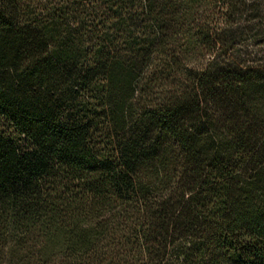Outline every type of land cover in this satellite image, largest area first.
<instances>
[{"label": "trees", "instance_id": "1", "mask_svg": "<svg viewBox=\"0 0 264 264\" xmlns=\"http://www.w3.org/2000/svg\"><path fill=\"white\" fill-rule=\"evenodd\" d=\"M0 264H264V0H0Z\"/></svg>", "mask_w": 264, "mask_h": 264}]
</instances>
